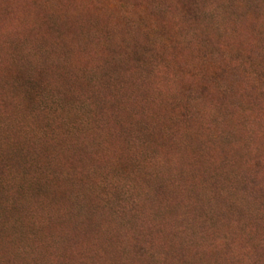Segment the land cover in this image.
<instances>
[{
    "label": "rangeland",
    "instance_id": "1",
    "mask_svg": "<svg viewBox=\"0 0 264 264\" xmlns=\"http://www.w3.org/2000/svg\"><path fill=\"white\" fill-rule=\"evenodd\" d=\"M0 264H264V0H0Z\"/></svg>",
    "mask_w": 264,
    "mask_h": 264
}]
</instances>
